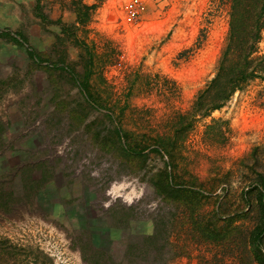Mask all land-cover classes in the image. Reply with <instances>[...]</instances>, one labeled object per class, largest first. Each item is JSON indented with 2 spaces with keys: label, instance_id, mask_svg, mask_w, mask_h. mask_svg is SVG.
Listing matches in <instances>:
<instances>
[{
  "label": "rangeland",
  "instance_id": "obj_1",
  "mask_svg": "<svg viewBox=\"0 0 264 264\" xmlns=\"http://www.w3.org/2000/svg\"><path fill=\"white\" fill-rule=\"evenodd\" d=\"M82 4L84 24L73 0H0V32L24 40L0 38V264H264L262 213L242 197L254 174L241 167L264 146V81L195 122L175 151L176 172L197 184L191 204L152 186L167 154L129 156L115 133L144 146L172 138L216 74L233 13L246 39L264 0Z\"/></svg>",
  "mask_w": 264,
  "mask_h": 264
},
{
  "label": "trees",
  "instance_id": "obj_2",
  "mask_svg": "<svg viewBox=\"0 0 264 264\" xmlns=\"http://www.w3.org/2000/svg\"><path fill=\"white\" fill-rule=\"evenodd\" d=\"M83 1L73 0L78 20L82 24L89 19L86 12H83L84 7L87 8V6H83ZM37 8L38 15L43 19L44 16L40 15L39 4ZM262 13H264V8ZM236 17V14L233 13L230 31L218 61L215 76L198 91L191 110L178 116L172 138L164 139L163 136H159L154 138V144L144 146L135 140L132 133L123 130L120 126L115 130L118 147L129 156L142 160L147 157V153L155 152L162 157L166 154L170 157L171 162H168L166 167L151 180L156 193L166 199L191 204L198 195L192 188L197 185L196 181L191 180L190 186H187L183 177L176 172L178 167L173 163L176 160L174 158L175 151L183 143L193 124L210 117L214 112L221 111L237 92L244 90L250 83L256 80L264 81V56H256L258 45L262 40L264 24L248 31L245 39L239 18ZM0 38L10 39L14 43L24 46V40L21 41L17 35L3 31L0 32ZM29 54L35 61L38 60L31 51ZM90 85V74H87L81 86L86 98L90 102H94ZM214 124L217 125L218 121H214ZM215 125H209L207 129L213 132ZM241 167L248 169L250 174H254L247 180V187L242 197L249 206L255 201L261 210L262 218L253 231V235H256L260 240L264 237V146H256L245 158ZM235 222L232 219L230 225Z\"/></svg>",
  "mask_w": 264,
  "mask_h": 264
}]
</instances>
